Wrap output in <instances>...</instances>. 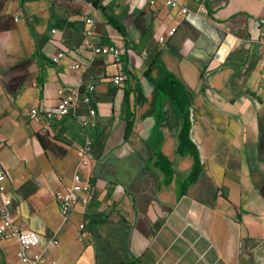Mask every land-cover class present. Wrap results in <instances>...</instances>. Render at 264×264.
Wrapping results in <instances>:
<instances>
[{"label":"crops","instance_id":"1","mask_svg":"<svg viewBox=\"0 0 264 264\" xmlns=\"http://www.w3.org/2000/svg\"><path fill=\"white\" fill-rule=\"evenodd\" d=\"M176 1L190 13L164 0H0V163L10 210L40 237L31 253L46 264H264V0H206L207 13ZM88 44L116 46L120 63ZM167 72L186 87L204 163L181 197L193 161L176 155L180 116L153 83ZM60 92L76 102L71 115L28 116L53 110ZM158 152L174 164L170 185L153 167ZM76 175L89 204L65 220L55 193ZM19 250L0 240V264H21Z\"/></svg>","mask_w":264,"mask_h":264},{"label":"built area","instance_id":"2","mask_svg":"<svg viewBox=\"0 0 264 264\" xmlns=\"http://www.w3.org/2000/svg\"><path fill=\"white\" fill-rule=\"evenodd\" d=\"M160 0H148L149 6L154 7ZM167 7L174 10L178 16H186L190 11L182 6L176 0H164ZM201 13H207L206 0H200ZM87 22H90L89 20ZM56 32L55 29L52 31ZM175 30L170 31V36L174 35ZM263 37V35H262ZM161 42H165L164 37L160 38ZM87 48L91 50L94 56H107L111 57L115 63L118 65L121 61L122 53L119 48L113 45L104 46H93L91 44L87 45ZM65 58L64 52L57 53L53 58L52 62L58 64L62 59ZM72 70L80 69V65L76 64L71 67ZM126 78L125 75L120 73L116 75L112 81L116 87L123 86ZM94 86H89L88 92L92 94L94 91ZM85 103H91L90 96L85 98ZM76 102L74 99L67 98L60 92V97L56 107L50 111H40L38 109H33L28 113L31 119L44 118L46 120L53 119H63L73 112L75 109ZM90 116L94 118L96 116V111L93 109L90 111ZM84 128H94V122H82ZM92 141L88 140L86 145L79 149V155L82 159V164L88 166L92 160L91 155ZM7 171L4 166L0 163V240H14L18 243L20 250L18 253V258L21 264H46L42 256L39 254H32L31 251L40 246V237L32 231L24 230L17 223L14 218L10 207L11 199L6 196L7 192ZM89 189L90 186L86 181H83L79 175L74 178L73 186L64 191H57L55 193V201L59 206L62 216L65 220H68L69 216L73 212L77 205H82L86 207L89 204ZM85 225H80V229L84 230Z\"/></svg>","mask_w":264,"mask_h":264},{"label":"trees","instance_id":"3","mask_svg":"<svg viewBox=\"0 0 264 264\" xmlns=\"http://www.w3.org/2000/svg\"><path fill=\"white\" fill-rule=\"evenodd\" d=\"M109 22L114 24L112 19H109ZM147 76L149 77V75ZM153 83L160 91L162 97L173 104L180 116L177 126L178 144L176 155L180 158L190 157L193 161L190 174L186 177H178V197H181L186 194L189 186L198 181L204 168L199 146L193 136L195 116L188 99L186 87L174 74L167 72L160 80H153ZM122 118L127 125V137L133 129L129 93H126L122 105ZM153 167L164 175V184L170 185L173 182L176 171L173 162L168 157L160 152L156 153Z\"/></svg>","mask_w":264,"mask_h":264}]
</instances>
